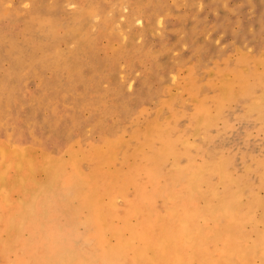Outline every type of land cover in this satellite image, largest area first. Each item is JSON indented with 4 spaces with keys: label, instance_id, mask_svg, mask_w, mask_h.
I'll use <instances>...</instances> for the list:
<instances>
[{
    "label": "rangeland",
    "instance_id": "1",
    "mask_svg": "<svg viewBox=\"0 0 264 264\" xmlns=\"http://www.w3.org/2000/svg\"><path fill=\"white\" fill-rule=\"evenodd\" d=\"M0 264H264V0H0Z\"/></svg>",
    "mask_w": 264,
    "mask_h": 264
}]
</instances>
